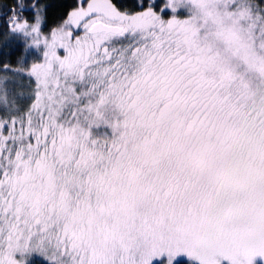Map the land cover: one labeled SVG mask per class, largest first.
<instances>
[{"label": "snow or ice", "instance_id": "6c2138e0", "mask_svg": "<svg viewBox=\"0 0 264 264\" xmlns=\"http://www.w3.org/2000/svg\"><path fill=\"white\" fill-rule=\"evenodd\" d=\"M50 8L0 24V264L264 261V0Z\"/></svg>", "mask_w": 264, "mask_h": 264}, {"label": "trees", "instance_id": "16d2710c", "mask_svg": "<svg viewBox=\"0 0 264 264\" xmlns=\"http://www.w3.org/2000/svg\"><path fill=\"white\" fill-rule=\"evenodd\" d=\"M45 3L51 5L50 12L54 18L68 10L73 4V0H45ZM120 3L126 7H134L135 0H120ZM12 5L13 0H0V24L3 23V13H6L7 9L12 7ZM5 63L10 64L12 67H16L17 55L13 47L5 46L4 43L0 41V66ZM26 264H49V261L38 253H32L26 255ZM154 264H159V262H154ZM178 264H189V261L185 257H180ZM255 264H264V261L258 258Z\"/></svg>", "mask_w": 264, "mask_h": 264}]
</instances>
